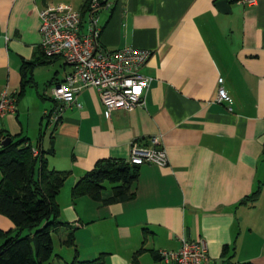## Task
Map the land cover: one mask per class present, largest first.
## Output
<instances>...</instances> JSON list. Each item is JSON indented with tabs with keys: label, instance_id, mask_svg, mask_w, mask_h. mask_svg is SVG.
I'll list each match as a JSON object with an SVG mask.
<instances>
[{
	"label": "crops",
	"instance_id": "crops-1",
	"mask_svg": "<svg viewBox=\"0 0 264 264\" xmlns=\"http://www.w3.org/2000/svg\"><path fill=\"white\" fill-rule=\"evenodd\" d=\"M86 1L0 0V96L7 90L17 99L16 110L0 116V131L27 137L50 168L69 172L57 198L69 224L57 233L70 252L58 261L77 250L80 260L104 264H164L159 250L203 239L205 264H264V0H228L227 12L219 0H101V46L152 51L142 68L152 77L146 102L106 117L88 87L52 123V89L73 68L43 53L39 12L70 4L83 12L84 31ZM220 87L232 103L217 100ZM154 138L169 160L140 166L134 198H73L99 160L128 163L133 143L152 146ZM0 229L15 224L0 214ZM71 231L75 246L63 245Z\"/></svg>",
	"mask_w": 264,
	"mask_h": 264
},
{
	"label": "built area",
	"instance_id": "built-area-1",
	"mask_svg": "<svg viewBox=\"0 0 264 264\" xmlns=\"http://www.w3.org/2000/svg\"><path fill=\"white\" fill-rule=\"evenodd\" d=\"M256 1L241 0L249 5ZM102 7L101 0L89 1L85 8L87 21L84 31L83 12L70 4L48 5L39 12L41 49L46 56L61 57L73 68L52 89L56 107L46 114L52 123H57L65 107L76 102L78 94L88 87L97 89L106 117H110L115 109L133 110L146 102L144 94L150 87L152 77L144 74L142 68L152 51L133 46L117 49L102 47L99 42V13ZM222 80L220 78L219 82ZM217 100L232 103V98L223 87L219 88ZM16 102L15 95L4 90L0 96V116L14 112ZM5 140L6 137L0 134V146ZM38 154L39 150L34 149V155ZM168 160L166 149L158 146V139L154 138L152 146L133 143L128 162L132 165L152 163L164 166ZM158 255L164 264H205L208 245L203 239H182L178 250L161 249Z\"/></svg>",
	"mask_w": 264,
	"mask_h": 264
},
{
	"label": "trees",
	"instance_id": "trees-1",
	"mask_svg": "<svg viewBox=\"0 0 264 264\" xmlns=\"http://www.w3.org/2000/svg\"><path fill=\"white\" fill-rule=\"evenodd\" d=\"M89 1H86V6ZM26 83L27 79L23 82L22 93L25 92ZM0 134L10 137L0 146V214L15 224L13 230L0 229V264H53L54 234L59 227L69 224L61 219L57 200L69 172L50 168L41 151L34 155L27 137L3 131ZM140 166L111 158L99 160L92 170L76 182L72 196L88 195L104 204L131 200L136 194L134 185L139 178ZM108 187L112 193L104 198L103 192ZM258 194L259 190L242 202L255 199ZM62 244L75 246L73 231L69 232ZM56 264L104 263L100 257L80 260L76 250L71 262Z\"/></svg>",
	"mask_w": 264,
	"mask_h": 264
},
{
	"label": "rangeland",
	"instance_id": "rangeland-1",
	"mask_svg": "<svg viewBox=\"0 0 264 264\" xmlns=\"http://www.w3.org/2000/svg\"><path fill=\"white\" fill-rule=\"evenodd\" d=\"M26 93H27V92H26ZM46 120H47V121H46ZM46 120H45V122H44V125H43V128H42V131L48 129V126H49L48 124H51L50 122L48 123V119H47V118H46ZM1 178H2V172H1V169H0V180H1ZM60 237H61L60 233H56V234H54V240H55V255H54V257H53V259H52L51 262H56V263L59 262L58 259H57V254H58L59 252H62V253H64V254H66L67 252H70V249H69V248H65V246H62V245H61ZM59 254H61V253H59ZM70 262H71V261H70Z\"/></svg>",
	"mask_w": 264,
	"mask_h": 264
},
{
	"label": "water",
	"instance_id": "water-1",
	"mask_svg": "<svg viewBox=\"0 0 264 264\" xmlns=\"http://www.w3.org/2000/svg\"><path fill=\"white\" fill-rule=\"evenodd\" d=\"M216 4L221 11L227 12V9L229 11V1L228 0H219V1H217ZM9 140H10V137L6 138L4 143H6Z\"/></svg>",
	"mask_w": 264,
	"mask_h": 264
}]
</instances>
